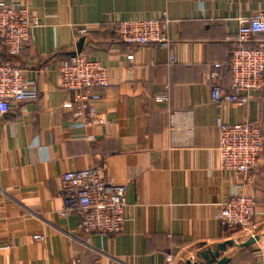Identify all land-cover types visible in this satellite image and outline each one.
Here are the masks:
<instances>
[{"label": "crops", "instance_id": "0c3cea01", "mask_svg": "<svg viewBox=\"0 0 264 264\" xmlns=\"http://www.w3.org/2000/svg\"><path fill=\"white\" fill-rule=\"evenodd\" d=\"M23 2L38 24L13 63L36 82L35 101L13 105L0 122V264H187L203 248L252 235L222 227L219 204L239 184L221 170L222 123L258 121L264 91L244 107L211 102L207 74L226 62L240 19L264 0H7ZM167 11L171 51L119 42L115 23ZM87 29V36L78 31ZM84 38V41H83ZM80 48L102 61L110 86L94 126L64 108L75 94L61 87L59 64ZM0 53L6 50L0 46ZM171 56L175 62L171 63ZM222 83L231 89V74ZM169 91L167 104L156 97ZM103 165L110 183L128 187L126 230L85 235L76 215H61L64 173ZM247 193L257 200L255 236L229 247L228 264H258L264 251V153ZM44 235L43 241L34 237ZM174 255V262L168 255Z\"/></svg>", "mask_w": 264, "mask_h": 264}, {"label": "built area", "instance_id": "2783aa9c", "mask_svg": "<svg viewBox=\"0 0 264 264\" xmlns=\"http://www.w3.org/2000/svg\"><path fill=\"white\" fill-rule=\"evenodd\" d=\"M170 23L169 14L164 11L151 18L120 20L115 23V34L123 44L136 47L155 45L171 51ZM37 24V18L23 2L0 0V46L6 50V56L0 53V122L8 116L13 105L35 101L40 96L36 82L26 80L22 69L12 61L20 54ZM78 34L87 36L88 30L81 29ZM232 42L234 48L229 62H214L208 69L210 99L218 108L228 105L244 107L254 93L264 91V10L241 18ZM249 44L255 46L248 47ZM170 60L174 63L175 57L171 56ZM226 68L231 74L230 91L222 83ZM58 74L61 87L75 94V101L65 103L64 108L74 110L76 119L88 120L94 126L110 123L98 110V103L103 98L99 90L110 86L109 70L101 60L83 52L70 55L59 64ZM169 100V91L156 97L160 104H167ZM220 129L221 170L232 175L239 184L227 201L219 204L216 219L224 228L252 231L255 229L257 200L246 190L253 183L264 153V127L258 121H244L222 123ZM127 190L126 185L110 183L101 164L66 172L60 180L61 215L65 218L78 216L85 235L120 234L126 230L129 221L126 216ZM34 238L38 241L45 239L42 234ZM256 258L258 264H264V251ZM174 259V255H168L169 262L173 263ZM67 264L90 263L75 257Z\"/></svg>", "mask_w": 264, "mask_h": 264}, {"label": "water", "instance_id": "95a60500", "mask_svg": "<svg viewBox=\"0 0 264 264\" xmlns=\"http://www.w3.org/2000/svg\"><path fill=\"white\" fill-rule=\"evenodd\" d=\"M78 53H82L80 48H78V50L73 52L71 55L73 56ZM259 240L260 237L255 236L242 244H239L234 240H228L226 242L217 244L214 247L203 248L204 245H202V249L196 254L194 258L188 260L187 264H228L230 262V258L227 256L221 257V254L225 253L229 247L247 248L251 245H254Z\"/></svg>", "mask_w": 264, "mask_h": 264}, {"label": "rangeland", "instance_id": "374dc122", "mask_svg": "<svg viewBox=\"0 0 264 264\" xmlns=\"http://www.w3.org/2000/svg\"><path fill=\"white\" fill-rule=\"evenodd\" d=\"M255 228H256V226H255ZM237 230H239V231H241L242 232V234L243 235H256L255 233V230L256 229H254V230H252V231H244L242 228H236ZM232 230H235V229H232Z\"/></svg>", "mask_w": 264, "mask_h": 264}, {"label": "trees", "instance_id": "16d2710c", "mask_svg": "<svg viewBox=\"0 0 264 264\" xmlns=\"http://www.w3.org/2000/svg\"><path fill=\"white\" fill-rule=\"evenodd\" d=\"M248 47H254L255 45H252V44H249V45H247ZM233 48H234V46L232 47V49H231V51L233 50ZM230 57H231V55H230ZM230 57H229V59H228V61H226V62H220V63H222V64H227L228 62H229V60H230ZM67 58H65L64 60H66ZM226 71H229V69L228 68H226L225 69ZM229 73H230V71H229Z\"/></svg>", "mask_w": 264, "mask_h": 264}]
</instances>
